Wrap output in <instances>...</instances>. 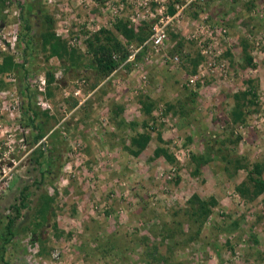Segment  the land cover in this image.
Wrapping results in <instances>:
<instances>
[{
	"label": "rangeland",
	"instance_id": "1",
	"mask_svg": "<svg viewBox=\"0 0 264 264\" xmlns=\"http://www.w3.org/2000/svg\"><path fill=\"white\" fill-rule=\"evenodd\" d=\"M133 5L0 0V264H264V192L236 190L252 188L253 163L264 180V0L192 4L162 47L136 52L114 28L122 19L148 36L149 23L130 21ZM204 16L226 29L215 47L224 75L203 69L188 37ZM99 28L128 52L105 76L86 43ZM51 32L60 55L43 45ZM31 117L44 132L36 142ZM143 131L150 139L135 155ZM157 145L172 162L153 156Z\"/></svg>",
	"mask_w": 264,
	"mask_h": 264
},
{
	"label": "trees",
	"instance_id": "2",
	"mask_svg": "<svg viewBox=\"0 0 264 264\" xmlns=\"http://www.w3.org/2000/svg\"><path fill=\"white\" fill-rule=\"evenodd\" d=\"M29 9L30 10L32 9V4L29 6ZM169 10H172V9L169 7ZM114 28L125 40L129 41L131 39H134L139 45L147 37V34L141 35L138 31H135L128 24V21L126 20L118 19L114 23ZM49 37H53L52 32L46 34V36L43 37V45L46 42H48L50 52L53 54L60 55L59 50L61 51L63 50V48L58 47L56 43H53V42L50 43L49 41H47ZM93 39L95 42L94 44H92V42L90 41H86V43H87V46L90 47V50L94 56V65H93L94 70L100 76H105L126 59L128 52H127L125 45L121 41H119L117 37L109 34L103 28H99L98 31L93 34ZM244 58L248 63L250 62V57L248 56V54H244ZM20 66L23 67V63H20ZM49 79L50 77L48 76L47 81H49ZM240 94L241 96H245L246 94H248V92L243 91ZM234 99H235V108H237L238 107V95L237 94H234ZM145 111H148V108H145ZM233 114L236 117H239L241 112L235 111L233 112ZM33 116H35V113ZM33 121L34 119L33 117H31L30 122L33 125V127L36 128V133L33 136L32 140L33 142H36L40 138L43 137L44 132L41 130V128L37 124L33 123ZM149 139H150V135L148 132L143 131V132L136 133L131 139V144L132 146L135 147V149L132 151L133 154L135 155L138 154V152L146 146ZM36 153H37V157L44 156V149L39 148ZM153 156L154 157L161 156L168 162H172L174 159L171 153H169L166 148H163L162 146H159V145H157L154 148ZM201 162H204V159L202 158L198 159V163L201 164ZM250 166H251L250 168L248 166L247 167L245 166V169H246L247 182L252 185V188L249 189L248 187L245 186L246 184L245 180L240 182V184L236 186L237 192L243 197L248 196L249 193L253 197V196L258 195L261 192H264V180H262L258 175L261 170V166L258 163H253ZM21 190L22 191H20V195H19L20 198H19L18 204L12 205V208L15 211V214H18L20 208H24L26 204L25 203L26 193H23V189ZM192 199H197V197L193 195L190 201H192ZM198 206L199 207L197 208V215L201 214L203 217H206L209 212L207 202L204 203L202 201H199ZM192 214H193V211H192ZM11 223H12V219L8 220V224L6 225L8 229ZM4 264H9V263L4 262Z\"/></svg>",
	"mask_w": 264,
	"mask_h": 264
},
{
	"label": "built area",
	"instance_id": "3",
	"mask_svg": "<svg viewBox=\"0 0 264 264\" xmlns=\"http://www.w3.org/2000/svg\"><path fill=\"white\" fill-rule=\"evenodd\" d=\"M133 12L130 16L131 22H147L149 23V34L146 39L135 50H142L147 46H150L157 51L162 47L167 39L169 31L172 30L174 23H178L182 17L183 11L192 4L201 3L204 0H183L181 3L173 2L169 3L167 0H133ZM169 7L172 10H169ZM206 17L199 21L195 25L193 32L188 33V37L197 41L202 46L201 55L204 58V63L201 65L209 70L215 69L217 75H224L226 71V64L220 59L222 51L220 48H215L218 40L223 39L226 29L218 21V27L204 23ZM134 29V28H133ZM135 30V29H134ZM202 35V37L200 36ZM170 62H178L179 55L173 54L169 58ZM203 73L200 67L196 70V73L192 74L188 78V82L191 85H195L200 79ZM2 178H4V169H1Z\"/></svg>",
	"mask_w": 264,
	"mask_h": 264
}]
</instances>
